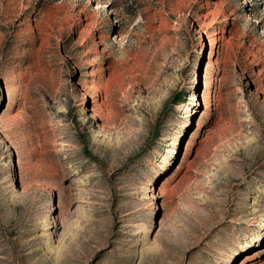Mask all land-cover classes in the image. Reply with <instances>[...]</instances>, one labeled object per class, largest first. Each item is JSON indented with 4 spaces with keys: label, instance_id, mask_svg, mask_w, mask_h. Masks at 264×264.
<instances>
[{
    "label": "rangeland",
    "instance_id": "rangeland-1",
    "mask_svg": "<svg viewBox=\"0 0 264 264\" xmlns=\"http://www.w3.org/2000/svg\"><path fill=\"white\" fill-rule=\"evenodd\" d=\"M263 224L264 0H0V264H264Z\"/></svg>",
    "mask_w": 264,
    "mask_h": 264
},
{
    "label": "bare ground",
    "instance_id": "bare-ground-1",
    "mask_svg": "<svg viewBox=\"0 0 264 264\" xmlns=\"http://www.w3.org/2000/svg\"><path fill=\"white\" fill-rule=\"evenodd\" d=\"M194 99L196 100V97L194 96V98H193V100L192 101H194ZM193 104V102L192 103H190V105H192ZM189 112H191V110H188L187 111V113H186V116H188L189 115ZM264 225V224H263Z\"/></svg>",
    "mask_w": 264,
    "mask_h": 264
}]
</instances>
